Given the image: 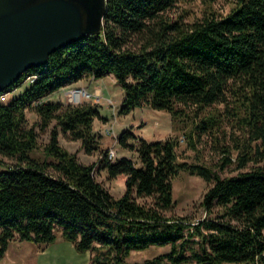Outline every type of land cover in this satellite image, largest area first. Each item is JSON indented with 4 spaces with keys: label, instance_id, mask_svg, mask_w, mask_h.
I'll use <instances>...</instances> for the list:
<instances>
[{
    "label": "trees",
    "instance_id": "trees-1",
    "mask_svg": "<svg viewBox=\"0 0 264 264\" xmlns=\"http://www.w3.org/2000/svg\"><path fill=\"white\" fill-rule=\"evenodd\" d=\"M176 1L106 0L100 33L60 46L1 91L35 75L19 95L0 101V156L14 160L0 169V259L14 238L48 244L60 231L79 251H91V264H264V0H236L227 15L191 22L166 15ZM108 73L125 91L121 113L147 105L177 116L189 106L233 102L242 132L235 160L239 168L254 165L223 176L208 164L179 160L175 135L140 136L135 144L129 139L138 135L126 128L118 143L135 149L137 160L110 158L108 149L99 158L110 178L125 175L124 191L113 195L95 177L96 163L79 161L59 140L61 131L87 153L96 149L98 108L48 98L87 74ZM27 110L38 119L29 123ZM52 121L41 145L39 132ZM212 125L201 120L197 127ZM40 145L42 158L33 154ZM224 150L222 165L232 159L229 146ZM181 170L212 182L202 200L212 216L193 221L166 213ZM151 245L169 249L128 263L132 250Z\"/></svg>",
    "mask_w": 264,
    "mask_h": 264
},
{
    "label": "rangeland",
    "instance_id": "rangeland-1",
    "mask_svg": "<svg viewBox=\"0 0 264 264\" xmlns=\"http://www.w3.org/2000/svg\"><path fill=\"white\" fill-rule=\"evenodd\" d=\"M236 4V0H178L165 13L169 18L191 22L212 12L218 16L227 15ZM91 79L93 83L101 85L103 88V90L98 88V91L102 93L103 100L106 102L100 105L86 102L101 109V112H103L93 122V129L97 134V148L91 153H87L81 145V140L70 139L61 131L59 140L63 146L76 153L79 161L96 163L94 168L95 177L113 195L118 196L124 191L125 175L119 174L110 178L106 169L100 167L99 158L105 149L113 148L115 150L114 158L127 155L137 160V151L135 149L123 147L118 143L119 133L126 128L133 129L138 135L136 138L129 139V142L135 144H137L140 136L155 140L175 135L179 141L177 147L179 160L208 164L218 170L223 176L237 174L240 170L249 169L254 165L253 161H249L243 168L237 166V161L235 160L237 151L234 149L233 144L236 134H242V132L238 128V116L231 114L233 102L230 106H226L223 102H216L203 107L189 106L177 116H173L168 110L156 109L147 105L136 106L129 113H121L119 111L121 107L120 101L121 97H124L125 91L113 73ZM29 85V79H23L17 87L7 91V99L16 97ZM85 86L89 88L88 85L85 84ZM92 87L93 84H91L90 88ZM52 95L54 100H61L64 104L70 103L62 90H58ZM108 98L113 103L108 104L106 101ZM26 117L29 123L38 119L36 112L33 110H27ZM209 119L213 120V125L207 128L205 132H201L197 124L201 120ZM54 122H51L49 128L39 132L41 145L49 139V131ZM41 145L33 154L42 158L44 157V152ZM226 146L231 149L230 155L232 159L231 162L222 165L224 156L227 154V151L224 150ZM13 162V159L0 156V169H5L7 165ZM211 184V181L205 180L198 174L181 170L172 179L174 205L166 213L186 215L193 221L212 216L213 214L206 212L202 203L203 197ZM58 236V240L65 239L60 231H58ZM168 249L169 245H151L146 249H134L131 251L127 261L128 263L142 262L146 258L153 257ZM182 264L196 263L192 261ZM222 264L245 263L223 262Z\"/></svg>",
    "mask_w": 264,
    "mask_h": 264
},
{
    "label": "water",
    "instance_id": "water-1",
    "mask_svg": "<svg viewBox=\"0 0 264 264\" xmlns=\"http://www.w3.org/2000/svg\"><path fill=\"white\" fill-rule=\"evenodd\" d=\"M106 0H0V91L60 46L103 30Z\"/></svg>",
    "mask_w": 264,
    "mask_h": 264
},
{
    "label": "crops",
    "instance_id": "crops-1",
    "mask_svg": "<svg viewBox=\"0 0 264 264\" xmlns=\"http://www.w3.org/2000/svg\"><path fill=\"white\" fill-rule=\"evenodd\" d=\"M114 75V74H113ZM92 74H87L73 84L88 85L90 89L99 90L101 85L93 83ZM90 79V80H89ZM96 79V78H95ZM61 90V89H58ZM56 90V91H58ZM54 91V92H56ZM48 98L53 99V93ZM123 97H121L122 103ZM61 101V100H57ZM100 113L101 109L98 108ZM132 111V110H131ZM48 244H39L27 239L14 238L10 241L6 253L0 259V264H91V251H79L74 242L68 239L58 240Z\"/></svg>",
    "mask_w": 264,
    "mask_h": 264
},
{
    "label": "built area",
    "instance_id": "built-area-1",
    "mask_svg": "<svg viewBox=\"0 0 264 264\" xmlns=\"http://www.w3.org/2000/svg\"><path fill=\"white\" fill-rule=\"evenodd\" d=\"M35 78V75H29L26 77V79H29V81H33ZM64 95L68 98L69 102L74 103V104H81V103H86V102H92L96 105H100L104 102L102 93L96 89L91 90L85 85L81 84H69L65 87L60 88ZM7 99V92H1L0 91V101H5ZM108 104L113 103V101L108 98L106 100ZM109 157L114 158L115 156V150L113 148H109Z\"/></svg>",
    "mask_w": 264,
    "mask_h": 264
},
{
    "label": "bare ground",
    "instance_id": "bare-ground-1",
    "mask_svg": "<svg viewBox=\"0 0 264 264\" xmlns=\"http://www.w3.org/2000/svg\"><path fill=\"white\" fill-rule=\"evenodd\" d=\"M26 79V78H25ZM4 92H6V91H4Z\"/></svg>",
    "mask_w": 264,
    "mask_h": 264
}]
</instances>
